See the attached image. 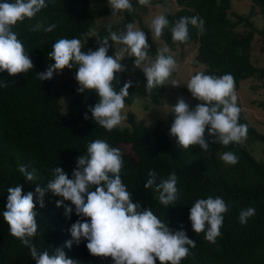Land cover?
Instances as JSON below:
<instances>
[{
	"label": "trees",
	"instance_id": "trees-1",
	"mask_svg": "<svg viewBox=\"0 0 264 264\" xmlns=\"http://www.w3.org/2000/svg\"><path fill=\"white\" fill-rule=\"evenodd\" d=\"M176 6L169 12L162 5V14L169 21L159 38L164 48L173 51L188 44L195 45L193 65H199L206 75L222 76L232 74L235 91L239 82L251 78L264 82V63L255 64L252 52L264 54V29L255 31L250 18L254 13L264 15V0H248L251 9L246 15L231 11L232 5L241 0H171ZM133 11H122L112 15L110 7H98L91 0H46L47 8L42 9L34 18L25 19L14 26L18 39L28 53L34 67L26 73L9 76L0 72V81L8 84L0 87V264H36L30 250L9 233V226L3 219L6 208L8 188L23 186L22 194L34 192L37 186L47 189L51 173L60 167L72 178L77 158L86 153L87 145L96 139H103L111 147L120 149L124 161L121 179L131 193L132 202L139 203L141 209L151 208L154 215L166 223L173 232L183 230L188 238L196 243L191 254L180 264H264V163L256 160L249 151L254 142L264 143V132H257L244 118L241 111L239 123L247 124V138L242 144L228 146L210 143L209 151L204 152L198 145L187 150L180 149L175 138L170 136L172 122L157 119L152 128L127 113L125 125L115 127L111 132L96 124L88 112L89 106L98 102L95 92L78 93L75 80L77 69L65 68L61 75L60 88H56V77L40 81L37 74L43 73L54 61L48 59L53 44L61 38L80 39L84 47L95 51L99 44L96 36L86 34L94 31L99 37L107 36L108 28L119 32L127 24H135L144 31L149 45V59L157 55V47L143 27V18L148 5L157 2L150 0L140 5L138 0H130ZM198 16L204 21L203 33L189 25V39L185 43L173 42L170 28L181 17ZM109 19L116 20L112 22ZM37 23L44 27L55 23L57 27L50 33L43 28L31 31ZM238 27L243 28L238 32ZM260 37L254 41V34ZM108 55L116 52L115 43L109 42ZM119 47H122L119 45ZM122 64L125 71L118 74L113 87L119 91L125 82L132 81L125 106L134 97L158 104L165 86H157L151 93L146 91V77L143 71L135 68L134 57L125 55ZM60 73V72H59ZM60 77V76H59ZM66 88L69 100L61 112L59 92ZM189 104L194 108L199 101L192 98ZM239 107V106H238ZM85 114L89 116L84 119ZM207 136V131L206 134ZM230 151L239 157L236 165H225L219 156ZM24 165L34 172L31 182L17 171ZM157 173V183L166 179L173 170L178 180L179 198L167 207L160 204L158 193L145 189L149 170ZM94 190V189H93ZM221 197L228 205L224 215L221 235L216 243H209L205 233L196 234L189 220L190 208L198 199ZM62 197L46 191L45 207L36 204L37 234L32 237L38 251L53 254L62 248L67 258L77 264H113L111 258L92 256L86 248L87 241L79 244L72 242L71 248L65 247L71 241L70 229L80 217L75 214L69 201L64 204L73 207L70 217L65 207H57ZM253 207L254 217L246 225L238 221L242 209ZM182 226V227H181ZM155 264H159L157 260Z\"/></svg>",
	"mask_w": 264,
	"mask_h": 264
},
{
	"label": "clouds",
	"instance_id": "clouds-1",
	"mask_svg": "<svg viewBox=\"0 0 264 264\" xmlns=\"http://www.w3.org/2000/svg\"><path fill=\"white\" fill-rule=\"evenodd\" d=\"M138 2L143 6L149 4L150 0ZM108 6L112 15L133 11L130 0H108ZM47 7L46 0H0V72L16 76L34 67L13 29L18 22L34 18ZM189 25L198 28L201 33L204 31V21L200 17H181L170 28L174 43L187 42ZM56 27L55 23L46 27L37 23L31 31L43 28L45 33H50ZM125 27L126 30L116 32L109 26V34L103 38L94 31L87 33L89 37L96 36L99 47L95 51L89 49L83 52L84 44L80 39H58L48 53V59L54 63L45 72L37 74L40 81H46L65 68H76L78 93L90 91L98 96V102L88 107L91 119L109 132L121 124L125 98L133 86L132 81L128 80L119 91L113 87L118 74L125 71L122 64L125 55L134 57L133 66L143 71L147 93L164 85L177 68L175 59L165 55L168 48L157 50L155 58L149 61V45L144 31L136 29L133 24ZM168 27V19L164 15H157L150 25L152 37L160 38ZM110 41L122 46L111 56L107 54ZM169 84L178 86L175 80ZM7 86V83L0 81V87ZM186 87L199 103L190 108L181 97L175 106H169L170 114L174 116L169 134L175 138L180 149L187 150L198 145L207 152L210 143L228 146L232 143L242 144L246 140L248 126L239 123L241 108L237 105L232 74L214 76L197 72L188 80ZM84 119L88 120L89 116L85 114ZM219 159L225 165L233 166L239 161V157L230 151L224 152ZM123 164L120 149L111 147L103 139H96L87 145L86 153L77 158L71 179L62 168L55 167L47 189L37 186L34 192L22 194V185L9 187L3 219L9 226L10 235L30 250L36 264H77L66 257L62 248H56L50 254L47 250L38 251L32 242L31 238L38 230L36 204L40 208L45 207L46 191H51L62 197L56 206H64L66 216L70 217L73 212V207L64 204L69 201L74 206L76 216L80 217L72 224V240L66 242L65 247L71 248L73 241L79 244L81 240H86V248L92 256L110 257L113 264H155L157 260L159 264H180L191 254L190 249L196 247L195 241L188 238L183 230L173 232L154 215L151 208L142 210L138 202H132L131 193L120 175ZM17 171L29 182L35 179L34 172H29L24 165H18ZM177 180L173 170L166 179L157 183V173L150 169L144 187L158 193L160 204L167 207L175 204L179 198ZM228 210L221 197L198 199L190 208L192 230L196 234L205 233V239L215 244L221 235L223 214ZM255 214L253 207L242 209L238 221L242 226L246 225Z\"/></svg>",
	"mask_w": 264,
	"mask_h": 264
},
{
	"label": "rangeland",
	"instance_id": "rangeland-1",
	"mask_svg": "<svg viewBox=\"0 0 264 264\" xmlns=\"http://www.w3.org/2000/svg\"><path fill=\"white\" fill-rule=\"evenodd\" d=\"M157 2L154 5H148V11L143 18V27L148 31V36L157 49H163V44L159 38L152 37L150 25L152 20L162 14V5L160 1L165 3V8L169 12H174L176 9L175 4L171 0H153ZM91 3L98 7L108 6V0H91ZM251 9V5L248 0H241L235 2L232 5L231 11L237 14L246 15ZM112 22L116 20L109 19ZM252 26L255 31L264 29V15L254 13L250 18ZM136 29L140 30L139 26L133 24ZM126 30V29H125ZM243 28L238 27L237 31L241 32ZM254 41L260 40L257 33L254 34ZM116 51L119 50V45L115 44ZM165 55H171L177 64V68L172 73V76L168 81H165V91L161 97V101L158 104H152L139 97H134L129 106H125L122 109V116L124 117L121 124L118 127L125 125V116L127 113L132 114L135 120L142 121L148 128H152L155 120L161 119L165 123L171 121L173 123L174 116L170 114V107L175 106L178 98H184L187 103H190L192 99L189 96V91L186 87L188 80L197 72H201L199 65H193L195 56V45L188 44L182 48H176L173 51H168ZM252 59L255 64L262 65L264 63V54L257 51V48L252 52ZM151 59H149L150 61ZM146 61L145 63H148ZM143 68V65L141 66ZM63 72L57 74L56 88H60L61 75ZM60 76V77H59ZM172 80H175L177 85L173 87L169 84ZM237 94V105L241 108L245 120L259 133L264 132V82H256L251 78L244 79L239 82ZM70 94L66 88L61 89L59 92V103L61 112L64 113V107L69 100ZM249 151L252 156L264 163V143L254 142Z\"/></svg>",
	"mask_w": 264,
	"mask_h": 264
}]
</instances>
